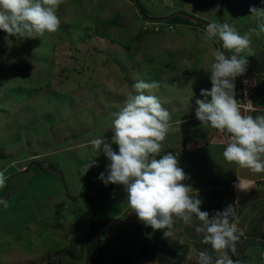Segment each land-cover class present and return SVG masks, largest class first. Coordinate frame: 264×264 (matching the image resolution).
I'll return each instance as SVG.
<instances>
[{
	"label": "rangeland",
	"instance_id": "1",
	"mask_svg": "<svg viewBox=\"0 0 264 264\" xmlns=\"http://www.w3.org/2000/svg\"><path fill=\"white\" fill-rule=\"evenodd\" d=\"M253 7L258 11L252 13ZM177 13L188 14L191 26L160 20ZM57 15L59 30L42 37H12L0 30V154L5 156L0 170L9 177L0 188V264H88L86 240L97 230L90 193L102 220L100 264H198L196 254L212 249L194 243L195 222L186 232L174 224V235L190 246L175 259L169 248L178 244L166 230L139 220L123 185L99 179L110 161L89 141L111 142L112 113L135 94L139 80L159 83L153 94L171 121L186 119L184 112L205 99L201 90L212 87L213 52L235 53L223 49L218 38L205 40L206 26L192 27L197 21L227 22L249 37L250 51L238 55L258 82L257 98L264 99V0H63ZM236 98L240 101L238 93ZM203 125L190 120L173 127L162 150L177 141L185 149L194 142L188 134ZM212 131V140L228 136ZM94 158L98 166L87 168ZM17 161L19 171L10 168ZM64 249L69 253L58 256ZM241 251L239 263L245 264Z\"/></svg>",
	"mask_w": 264,
	"mask_h": 264
},
{
	"label": "clouds",
	"instance_id": "2",
	"mask_svg": "<svg viewBox=\"0 0 264 264\" xmlns=\"http://www.w3.org/2000/svg\"><path fill=\"white\" fill-rule=\"evenodd\" d=\"M63 0H0V30L9 36L31 38L59 30L61 19L57 10ZM219 11V6L213 12ZM252 13L257 12L251 8ZM264 32V25L260 26ZM218 38L223 49L235 54L226 55L219 49L213 52L210 90L202 89L205 99L196 100L195 115L203 124L226 132L227 145L224 159L254 173H264V115L253 116L242 111L235 91V80L247 71V60L238 54L250 51L247 35L227 22L206 25L205 40ZM123 107L113 112V137L89 141L92 150L101 149L110 163L99 179L105 185H123L127 192V204L140 221L154 230L167 229L166 237H173L176 219L185 226L195 227L202 234L201 243L210 245L212 252L197 253L198 264H238L229 252L235 253L237 243L244 235L238 227L236 209L229 204L214 215L201 210L203 201L198 190L184 183L190 177L180 167L178 154L161 155L162 142L172 129L171 115L161 98L153 94L159 87L157 81L139 80L134 85ZM208 97L211 99L209 100ZM118 146V152L112 145ZM159 157V158H157ZM87 168L98 166L94 159ZM0 170V188L6 186L9 177ZM182 243V242H181ZM215 254V259L213 258Z\"/></svg>",
	"mask_w": 264,
	"mask_h": 264
},
{
	"label": "crops",
	"instance_id": "3",
	"mask_svg": "<svg viewBox=\"0 0 264 264\" xmlns=\"http://www.w3.org/2000/svg\"><path fill=\"white\" fill-rule=\"evenodd\" d=\"M258 100L260 101L259 104L264 106V99L261 100L258 97ZM196 107L194 102L189 110L184 112L186 119L171 121L173 127L190 120H198L195 115ZM258 115H264V112H257L255 116ZM209 126L210 124H204L200 130L188 134V137H194V142L189 143L185 149L184 145L179 147V141H177L172 145L173 147L162 150L161 155L167 152H172L174 155L178 154L180 167L190 177L185 183L198 190L199 197L203 201L202 211L214 215L217 210L222 211L229 204L234 205L239 221L238 227L243 230L244 235L237 243L236 252L234 254L229 252L232 259L240 264V259L243 257L241 250H243L247 261H250L249 264H264V173H254L249 169L239 167L235 163L227 162L223 157L227 138L226 140L225 138L221 139L222 135H218V139L212 140L214 128ZM214 130L217 131V129ZM186 132L180 133L177 140ZM20 161L10 164V168H17L16 170L19 171ZM213 178H215L214 183L209 184L207 180L211 181ZM204 181H207L206 184ZM240 205L243 206L242 209ZM198 223L200 222L195 221L194 228ZM174 224L178 225L182 231L184 229L185 232L192 227V225L185 226L179 219H176ZM164 230L167 231V229ZM193 236H195L194 243L197 244L198 249L205 245L201 243L202 234L194 232ZM171 241L178 244L174 246L175 248L185 246V252L187 250L186 253H189L190 246L182 238L174 235V232Z\"/></svg>",
	"mask_w": 264,
	"mask_h": 264
},
{
	"label": "trees",
	"instance_id": "4",
	"mask_svg": "<svg viewBox=\"0 0 264 264\" xmlns=\"http://www.w3.org/2000/svg\"><path fill=\"white\" fill-rule=\"evenodd\" d=\"M135 5L138 7L139 11L141 12V14L143 15V17L146 19V14L145 12L142 10L141 6L138 4V2L136 1ZM182 14V15H181ZM183 15H188V14H183V13H177L175 14V16L173 17H169L168 19H160L161 21H163L165 24H169L172 26L175 25H184V26H191V19H188L186 17H184ZM148 20V19H147ZM197 20V18H196ZM201 20V19H198ZM194 23V22H193ZM210 23V22H209ZM207 21L202 20L201 22L197 21L196 23H194L192 25V27L194 26H206L209 24ZM29 76V75H28ZM35 77V76H34ZM33 78V77H32ZM35 81H36V77H35ZM32 90H29V92ZM19 98V97H18ZM256 100V104L258 105L260 103V101H258V98L255 99ZM5 156L3 155V153L0 154V158L3 159ZM97 218V217H96ZM97 222L93 221V224H98L100 222H102V220L100 218H97ZM86 242L89 245V253H88V257H87V263H89V260L91 258L92 255H94V253L96 252V233L92 234L88 237V239L86 240ZM101 243V242H100ZM184 248V249H183ZM101 249V248H100ZM171 251V256L174 257L175 259H180V257L182 255H184L186 252L185 250V246H182V248H169ZM101 251V250H100ZM64 253H69L68 250H62V252H59L57 255L59 256L60 254H64ZM186 255V254H185ZM93 264H100L98 257L95 259Z\"/></svg>",
	"mask_w": 264,
	"mask_h": 264
},
{
	"label": "built area",
	"instance_id": "5",
	"mask_svg": "<svg viewBox=\"0 0 264 264\" xmlns=\"http://www.w3.org/2000/svg\"><path fill=\"white\" fill-rule=\"evenodd\" d=\"M239 90H240V101L239 104L242 106V111L246 110V114H253L257 112H264V107L256 104L258 82L255 77L247 71L239 76Z\"/></svg>",
	"mask_w": 264,
	"mask_h": 264
},
{
	"label": "water",
	"instance_id": "6",
	"mask_svg": "<svg viewBox=\"0 0 264 264\" xmlns=\"http://www.w3.org/2000/svg\"><path fill=\"white\" fill-rule=\"evenodd\" d=\"M182 15V14H181ZM184 17L186 18H191L189 16H186V15H183ZM223 48V46H221ZM239 81H240V78L239 76L237 77V83H238V87H239ZM93 193H90L88 194L86 197L90 199V204H91V208H92V218H93V221L97 222V218H96V215L94 214L93 212V203L91 201V195ZM100 232H101V222L97 224V230H96V252L94 253V255L91 256L90 260H89V263L88 264H93L95 259L98 257V255L100 254Z\"/></svg>",
	"mask_w": 264,
	"mask_h": 264
},
{
	"label": "bare ground",
	"instance_id": "7",
	"mask_svg": "<svg viewBox=\"0 0 264 264\" xmlns=\"http://www.w3.org/2000/svg\"><path fill=\"white\" fill-rule=\"evenodd\" d=\"M219 40V39H218ZM249 51V50H248ZM248 65V64H247ZM236 93H238L240 95V90H239V87H238V83H237V86H236ZM94 212V210H93Z\"/></svg>",
	"mask_w": 264,
	"mask_h": 264
}]
</instances>
